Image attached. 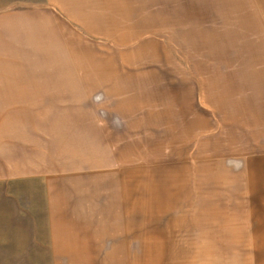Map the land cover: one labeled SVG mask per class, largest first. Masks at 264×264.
<instances>
[{
    "label": "rangeland",
    "instance_id": "obj_1",
    "mask_svg": "<svg viewBox=\"0 0 264 264\" xmlns=\"http://www.w3.org/2000/svg\"><path fill=\"white\" fill-rule=\"evenodd\" d=\"M60 1L16 63L68 98L6 110L23 264H264V0Z\"/></svg>",
    "mask_w": 264,
    "mask_h": 264
},
{
    "label": "crops",
    "instance_id": "obj_2",
    "mask_svg": "<svg viewBox=\"0 0 264 264\" xmlns=\"http://www.w3.org/2000/svg\"><path fill=\"white\" fill-rule=\"evenodd\" d=\"M58 2L61 1L0 0V264H23L24 253L32 252L37 247V244L34 247L31 243L25 247L23 244L25 226L23 220L26 210L22 198V195H24L23 186L27 184L26 181L32 179H28L27 177L26 179H22L21 173H11L13 171L8 168L13 167V164L9 167L6 164L8 154L20 153L21 150L16 148L21 145V143H17L16 135L14 133L8 134L6 131V110L8 108L40 107L41 105L51 107L55 106V102L51 99L65 101L68 98L69 89L65 87L63 99H60L61 94L55 95L54 84H52L53 75H49L50 78H47V85L40 86L39 80L41 79V75H35L29 71H21L17 68V63L20 60L38 57L36 53L33 56L29 50L31 49L30 45L33 41L32 33L34 31H38V28L44 27L46 29L45 34L48 37L54 35V31L47 28L49 24L51 27L54 26L53 23L51 21V23H48L47 20H40V14L46 18H54L50 11L54 10L51 5H55L56 3L58 5L61 4ZM24 44H27V49L24 48ZM43 48L47 53L52 52L53 41L49 45H44ZM6 61H11V63L7 64ZM16 61L18 62L16 63ZM30 64L34 67L33 63ZM21 66L24 67L23 64ZM57 87L59 88V86ZM28 93L32 94L28 95ZM17 125L18 123H15V126ZM8 137H11L14 141V145L9 147ZM46 204H49L48 200ZM203 214L201 213V215ZM199 215H197V218L194 215L191 219L193 223L194 221H198L197 229L201 230L205 226V223L200 221L202 218H199ZM49 216L43 218L45 222L42 227L47 228L48 238L50 235L51 251L54 252V244L57 238L50 227ZM180 219L185 218L181 217ZM151 225L157 227L158 224L153 222L149 223L148 226L151 227ZM176 226V224H171V222L168 225L169 228ZM161 229L166 228L163 227ZM30 230V241H32L33 230ZM201 231L205 232L204 230ZM149 234L152 236L156 232L150 230ZM160 242L162 241L160 240ZM162 245L164 246L165 244ZM207 247L214 248L211 245L202 244L199 245L198 250L203 251ZM200 260L197 258L191 264H198Z\"/></svg>",
    "mask_w": 264,
    "mask_h": 264
}]
</instances>
